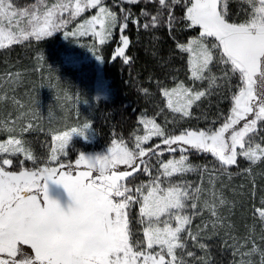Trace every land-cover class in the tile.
Segmentation results:
<instances>
[{
  "label": "snow or ice",
  "instance_id": "snow-or-ice-1",
  "mask_svg": "<svg viewBox=\"0 0 264 264\" xmlns=\"http://www.w3.org/2000/svg\"><path fill=\"white\" fill-rule=\"evenodd\" d=\"M148 2L158 7L155 14L141 9L143 28L166 23L180 59L187 56L186 80L173 76L171 87L157 81L164 106L157 104L154 116L141 114L144 134L135 136L132 147L123 139H112L106 153H79L74 162L68 159L66 146L72 133L84 135L88 122L54 130L47 159L34 155L17 138L18 133L28 131L19 118L11 125H0V131L8 134L0 142V264H211L189 250L191 242L207 256L208 246L200 243L206 238L207 222L204 228L197 225L194 232V219L209 213L214 231L221 219L218 207L227 203L223 191L217 190V181L251 174L253 166L264 165V0H247L251 13L243 19L232 14L230 0ZM124 3L135 5L139 0H119V13L104 0H57L51 6L41 2L26 8L18 7L15 0H0V49L40 42L57 30L65 38L91 34L103 45L119 28V46L112 56L128 64L125 49L130 38L124 32L129 22L139 27L140 18ZM87 9H96V14L74 31L64 30ZM178 9L182 15H177ZM178 34L186 39L181 41ZM82 46L97 59L103 58L96 44ZM43 60L39 55L38 62ZM46 83L57 92L58 101L69 99L58 78L53 82L50 77ZM143 91L148 93V89ZM214 93L220 97L217 105L228 102L229 110L218 107L211 120L206 113L196 115ZM30 101L35 105V96ZM22 115L36 117L37 113ZM160 116H164L163 124L157 122ZM153 138L159 143L147 146ZM18 154L25 159L17 164L9 157ZM192 156L205 157V163H193ZM242 160L249 167L233 173L230 169L240 168ZM25 161L33 167L26 168ZM6 165L19 171L7 170ZM190 174H198L199 182L187 179ZM141 175L147 179L137 183ZM49 180L62 185L71 198L67 210L49 197ZM255 211L264 221V195ZM260 240L264 245V233ZM255 254L264 264V247L255 243L242 257ZM239 264L252 261L242 258Z\"/></svg>",
  "mask_w": 264,
  "mask_h": 264
},
{
  "label": "trees",
  "instance_id": "trees-1",
  "mask_svg": "<svg viewBox=\"0 0 264 264\" xmlns=\"http://www.w3.org/2000/svg\"><path fill=\"white\" fill-rule=\"evenodd\" d=\"M118 3L119 0L116 3H114V0H110L109 3L112 10L117 13L120 11V7L117 6ZM147 4L149 5L150 3H146V5L124 3L123 7L131 8L134 17H139L141 9L147 10ZM229 4L231 5L230 9L231 7L233 9L231 12L234 15L235 8L233 7L235 3L230 0ZM177 15H182V11L178 9ZM139 18V27L129 22V26L124 32L130 38V45L125 49L126 54L130 57V63L125 64L122 57L117 56L113 58L112 56L116 47L119 46V36L121 34L119 29L114 30L113 37L108 43L100 46V55L103 57L102 72L112 91V97L107 100L92 102L88 121L94 133V142L86 143L80 140H73L66 149L69 153L68 159L71 161H75L79 153H85V155L90 156L106 153L112 139H123L129 147H132L135 136L140 135L142 130L138 117L145 113L149 116H154L158 110L156 105L160 104L161 107L164 106L157 81H161L164 86L171 87L173 86V76L178 75L180 79L186 80L187 56L185 54L184 59H180L179 51L175 48L176 41L170 37L166 23L155 29L149 28L146 30L143 28L144 18ZM177 27H180V25H177ZM178 35H180L181 41L186 39L185 35ZM53 40L50 39L47 43L54 44L51 42ZM33 46H36L34 49L39 50L40 48L38 47H41L42 43L38 44V46ZM23 47L24 45L13 48V50L10 48L0 50V72L9 66L12 68L25 67L24 65L27 61L24 63ZM26 47L27 51H31L32 47ZM177 68L180 69L179 73L174 71ZM73 88H75V85L72 87V90ZM37 89L36 86V89L31 93L22 95L24 102L28 99L30 100V97L35 96L36 104L32 108L34 110L39 109L42 105V99L37 96L39 92ZM143 89H148V93L145 94ZM219 99L220 97L214 93L204 100L200 109L195 114L202 115L206 113L208 119L211 120L215 118L218 107L227 112L230 108V103L223 102L217 105ZM18 106L12 99L6 102L0 99V124L8 118V116L4 118V114H7V111H12ZM165 114H168L167 110ZM168 115L169 119H171V115ZM72 119H66L63 116L52 119L50 124L35 129V131L18 133V136L26 142L25 146L34 155L47 159V156L50 154L52 130L58 129L57 127L61 123H67L69 124L67 126H71ZM25 120L27 121L26 118L21 120L23 126L26 125ZM157 122L163 124L164 116L157 117ZM63 129H66V127L60 128V130ZM0 137L3 138L4 135H0ZM73 143H76L74 144L75 148H80V150L74 151L72 149ZM152 143H159V141L153 140L147 146H151ZM178 155L179 153H177ZM191 159L193 163H205V157L203 156H192ZM207 160L211 161L212 157L208 156ZM64 162L66 163L67 161ZM25 163L28 168L33 167L30 161H25ZM209 167H212L211 163H209ZM248 167V162L242 160L240 168L233 167L230 170L233 173H239L241 169ZM79 170L84 169L81 168ZM120 170H124V168ZM190 180L196 182L195 177H191ZM241 180L239 182H229L230 185L222 190L223 196L227 201L226 205L223 206L226 217L225 219H221L214 231H210L212 227L208 226L210 232L207 230L205 233L206 238L200 240V243L208 246L207 256H205V252L198 246H193L189 242V250L194 251L196 257L204 256L211 264H234V262L235 264H239L242 258L251 259L252 264H260L261 257L259 254H255L250 258L242 257L241 255L242 253H247L253 243L258 247H264V245H261L260 240L261 233H264V221L260 220L258 212L255 211V209L260 207V201L262 195H264V165L253 166L251 174L243 173ZM201 220L200 217L194 219L193 230L196 231V226L203 224L204 221ZM225 220L226 223H224ZM235 235L239 239H236V246H233L227 239H231V242H233L232 236L234 237Z\"/></svg>",
  "mask_w": 264,
  "mask_h": 264
},
{
  "label": "rangeland",
  "instance_id": "rangeland-1",
  "mask_svg": "<svg viewBox=\"0 0 264 264\" xmlns=\"http://www.w3.org/2000/svg\"><path fill=\"white\" fill-rule=\"evenodd\" d=\"M41 2L51 6V4L56 3L57 0H15L16 5L18 7L23 8ZM231 2L235 3L233 7L235 8L234 16L239 14V16H241L240 18L243 19L245 13H251V8L247 3V0H231ZM104 3L106 6H109L111 8V6L109 5L110 0H104ZM146 3H150L149 5L147 4L146 11H149L151 14H155L158 4L148 2V0H139L140 5H146ZM230 6L231 5L229 4V8ZM230 10H233L232 7ZM96 11V9H87L80 16L73 18L64 30L69 32L74 31L78 27V25L82 24L92 15H95ZM50 39H54L53 41H51L54 44L47 43V41ZM110 40H106L105 44L108 43ZM98 41L99 38L93 37L91 34L84 37L71 36L69 38H65L63 32L57 30L52 32L51 35L43 37L40 42L32 40L31 42H20L6 47L13 50V48L24 45V47L22 48V52L24 53L25 57L24 63L26 61L27 62L25 63V67L23 68H12L11 66H9L7 68H4V71L0 72V99H2L4 102L10 101V99H12L15 104L19 105L12 111H7V114H4V118L6 116H8V118L0 125H3L5 122L11 125L12 122L16 121L18 118L21 121L25 119L22 113H27L34 110L32 109L34 105L31 104V101L28 99L26 102H24V100L22 99V95L31 93L33 90L36 89L37 86V90L39 91L37 96L42 99H40L42 105L39 109L34 110L37 113L36 117L30 116L26 118V125H24L23 127L27 128L28 132H31L35 131V129H39L42 126H45L46 124H50V121L52 119L61 118L62 116L70 120L73 118L70 124L72 127L78 125L82 126L85 122L89 123V127L83 129V136H81L79 133H72L69 143L66 146V149L67 147H69V144L72 143L73 140H80L86 143H93L95 137L92 129L90 128V122L88 121V114L92 102L98 100H107L112 97V91L109 88L107 80L103 76L102 59H97L96 56L93 55V53L89 51L88 48L82 46L96 44L98 46L97 54L100 55V46L102 45H99ZM41 43L42 46L38 47L40 48L39 50L34 49L36 46L33 45L38 46V44ZM26 46L32 47L30 49L31 51H27ZM6 48L0 50H4ZM39 55L44 56V60L42 62H38ZM49 69H51V72L49 71ZM42 77L45 81L43 85L41 79ZM50 77L52 78L53 82H55V78L59 79V84L61 88L66 89L68 92V100H57V92L54 89L49 88L46 83ZM74 85L75 88H73L72 90V87ZM60 95H63V91L60 92ZM78 97L79 101L77 102ZM62 104L64 105V107L61 106ZM65 108L68 110L67 112L65 111ZM77 113H79V118H77ZM66 125L69 124L61 123L60 125H58L59 127H57L58 129L56 130L64 131L66 129L60 130V128H65ZM141 127L142 130L140 135H143V125H141ZM3 132H0V135H4L3 138L0 137V142H3L4 140L8 139V134L6 132ZM52 132L53 133L51 134V137L56 134V131L52 130ZM17 138L20 139L18 134ZM153 140L156 139L153 138ZM74 144L76 143L72 144V149L74 151L80 150V148H75ZM9 158L13 159L17 164L20 160L25 159L23 154H18V156L16 157ZM167 158V156L164 157V159ZM154 160L155 158L153 159V161ZM24 166L28 168L26 163L24 164ZM5 168L7 170L10 169L13 171H19V167H12L6 165ZM241 176L242 174L235 175V177H232L231 179H229V177L227 176H224L222 182L219 180L217 181V190H223L228 185H230L229 182L242 181ZM191 177H195L196 182H199L200 180L198 174H190L187 179L190 180ZM146 179V175H141L136 182L139 183L141 180ZM204 179L205 184H207V174L205 175ZM47 190L49 197L55 199L65 210H67L68 206L72 204L71 198L68 196L66 190L63 188L62 185H58L53 181L49 180L47 183ZM135 211L138 212V207H136ZM218 212L221 219H225L226 212L223 206L218 207ZM201 219V221L204 222L203 224L199 225L200 228H204L205 222H209L208 226L212 227V220L214 218H211L209 213L205 212ZM221 219L217 222V226L219 225ZM224 223H226V220L224 221ZM212 230L213 229L211 228L210 231ZM193 231L195 232V230ZM236 239H239V237L235 235L234 237L232 236L233 242H231V239H227V241L231 243V245L236 246Z\"/></svg>",
  "mask_w": 264,
  "mask_h": 264
}]
</instances>
